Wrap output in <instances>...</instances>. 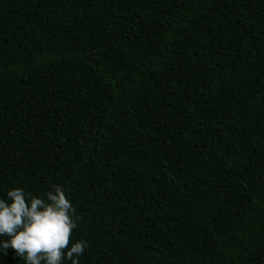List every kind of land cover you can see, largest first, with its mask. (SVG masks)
<instances>
[{
  "label": "trees",
  "instance_id": "obj_1",
  "mask_svg": "<svg viewBox=\"0 0 264 264\" xmlns=\"http://www.w3.org/2000/svg\"><path fill=\"white\" fill-rule=\"evenodd\" d=\"M56 185L79 264H264V0H0V199Z\"/></svg>",
  "mask_w": 264,
  "mask_h": 264
},
{
  "label": "clouds",
  "instance_id": "obj_2",
  "mask_svg": "<svg viewBox=\"0 0 264 264\" xmlns=\"http://www.w3.org/2000/svg\"><path fill=\"white\" fill-rule=\"evenodd\" d=\"M71 213V214H70ZM75 209L59 185L46 198L12 188L0 199V249H8L25 264H62L64 259L79 264L87 244L77 241L69 247L77 219Z\"/></svg>",
  "mask_w": 264,
  "mask_h": 264
}]
</instances>
